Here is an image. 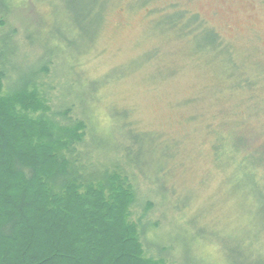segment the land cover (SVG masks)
I'll return each mask as SVG.
<instances>
[{
    "label": "rangeland",
    "instance_id": "374dc122",
    "mask_svg": "<svg viewBox=\"0 0 264 264\" xmlns=\"http://www.w3.org/2000/svg\"><path fill=\"white\" fill-rule=\"evenodd\" d=\"M146 1L8 0V7L0 6L5 23L0 35L12 44L15 52L9 58L16 57L12 65L19 73L37 70L53 57L48 74L41 77L55 97L54 110L74 102V118L89 124L87 137H104L100 156L95 150L91 161L97 165L99 158L103 166L116 164L129 173L138 199L133 218L143 216L145 201L151 203L142 217L146 237L167 243L168 260L230 264L226 253L246 260L249 252L237 239L248 240L264 256V168L254 181L238 173V180L229 183L214 161L216 140L207 130V125L229 122L246 111L235 107L239 99L228 90L231 59L254 61L264 71V0H151L144 5ZM173 5L185 11V21L198 16L192 22L202 21L200 30L181 35L166 27L162 14ZM204 27L219 35L218 50L231 45L238 51L231 57L206 51L205 36L195 38ZM124 121L159 143L169 137L176 143L159 144L166 149L164 156L158 152L151 163L147 156L148 162L132 167L125 156L130 141ZM263 123L264 113L255 116L254 127L264 129ZM156 159L172 169L173 191L170 182L164 187L154 178L161 167ZM167 169L158 177H165Z\"/></svg>",
    "mask_w": 264,
    "mask_h": 264
},
{
    "label": "trees",
    "instance_id": "16d2710c",
    "mask_svg": "<svg viewBox=\"0 0 264 264\" xmlns=\"http://www.w3.org/2000/svg\"><path fill=\"white\" fill-rule=\"evenodd\" d=\"M7 4L8 0H0V6ZM175 8L170 6V12L162 14L166 27L181 35L186 30V35L200 30L203 22L196 26L192 22L198 21V16L185 21V11ZM4 25L0 17V28ZM202 30L200 34L195 31V38L205 36L206 51L230 57L232 51H238L231 45L218 50L217 32L206 27ZM7 38L0 35V264H175L167 259L171 249L166 242L156 237L147 240L142 217L152 205L146 198L142 200L143 216L133 218L132 208L138 199L129 173L116 164L103 166L99 158L97 165L91 161L92 153L104 145V137H87L89 124L84 118H74V102L54 110L55 97L44 88L41 77L48 74L53 57L37 70L19 73L12 65L16 57L9 58L15 51ZM231 61L226 70L228 90L239 99L235 107L246 111L229 122L207 125V130L216 140L214 161L225 171L228 182L230 178L237 181L238 173L254 181L264 168V129L253 125L255 116L264 113V71H259L260 65L254 61ZM122 124L130 141L125 156L132 167L148 162L147 156L151 163L158 152L164 156L166 149L158 145L171 147L176 140L169 137L159 143L153 135L130 127L128 121ZM108 136H113L112 130ZM155 161L161 167L154 178L164 187L170 182L173 191L169 180L172 169H167L166 161ZM165 168V177H158ZM237 240L240 248L249 252L248 259L226 253L230 264H264V256L255 253L251 242ZM152 244L157 247L154 252Z\"/></svg>",
    "mask_w": 264,
    "mask_h": 264
},
{
    "label": "clouds",
    "instance_id": "9594fccd",
    "mask_svg": "<svg viewBox=\"0 0 264 264\" xmlns=\"http://www.w3.org/2000/svg\"><path fill=\"white\" fill-rule=\"evenodd\" d=\"M211 249H209V251H210Z\"/></svg>",
    "mask_w": 264,
    "mask_h": 264
}]
</instances>
